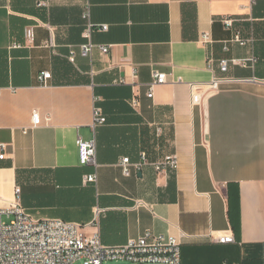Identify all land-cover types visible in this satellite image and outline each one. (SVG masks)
I'll return each instance as SVG.
<instances>
[{
    "label": "crops",
    "instance_id": "obj_1",
    "mask_svg": "<svg viewBox=\"0 0 264 264\" xmlns=\"http://www.w3.org/2000/svg\"><path fill=\"white\" fill-rule=\"evenodd\" d=\"M87 4L108 28L85 57ZM234 32L254 42L232 43ZM252 56L254 69H219ZM156 72L172 76L148 98ZM214 77L264 79V0H0V209L18 188L34 218L81 224L106 246L152 232L180 239L181 264H264V86H223L193 104L190 84ZM95 108L106 123L93 129ZM78 138L95 140L97 166H80ZM142 153L150 164L124 176L120 161ZM167 156L178 169L156 172ZM93 173L97 184L84 183ZM225 232L235 244L217 242Z\"/></svg>",
    "mask_w": 264,
    "mask_h": 264
},
{
    "label": "built area",
    "instance_id": "obj_2",
    "mask_svg": "<svg viewBox=\"0 0 264 264\" xmlns=\"http://www.w3.org/2000/svg\"><path fill=\"white\" fill-rule=\"evenodd\" d=\"M79 1V0H76ZM40 6H45L40 4ZM82 20L85 22V29L82 37L85 43L80 46L83 56L91 55L95 46L92 43V34L95 31H106L107 26H95L90 22V10L88 4L83 6ZM222 24L226 30L234 31L236 20L232 17H223ZM26 39L29 44L34 42V30L26 31ZM204 44L211 43V35L205 33L201 37ZM232 43L245 46L253 43V39H243L238 32H234ZM17 47L18 44H14ZM103 54L109 53L108 47H101ZM224 49L227 51L228 47ZM74 62V53L70 56ZM258 60L255 56L246 59H222L219 62V69L226 73L230 65L241 68L254 69ZM209 61V69L212 68ZM172 75L154 73L153 80L149 84L148 98L154 97L156 87L165 85ZM42 84L51 79L50 72H42L39 77ZM235 84H256L264 86V79L248 78L235 79L227 77H214L208 84H190L193 104H199L204 93L219 92L223 86ZM133 107H138L136 99L132 100ZM41 123L37 111L33 113L32 124L38 127ZM106 118L100 108L94 109L92 128L102 126ZM78 161L80 166L96 165V144L95 140H84L78 138ZM147 155L142 153L140 160L132 163L129 158H123L119 167L124 176L129 177L142 171L149 165ZM154 170L162 173L170 170H177L178 159L175 156H167L162 161L151 164ZM97 174L84 176V183L97 184ZM16 200L5 209H0V264H107L120 261L128 264H181V241L177 237L164 236L146 232L136 240H130L121 246H106L100 239L99 232L92 235L85 232L84 226L77 223L65 222L58 219H36L29 214L20 203V190L15 191ZM220 244H235L236 240L232 233L225 232L216 238Z\"/></svg>",
    "mask_w": 264,
    "mask_h": 264
},
{
    "label": "rangeland",
    "instance_id": "obj_3",
    "mask_svg": "<svg viewBox=\"0 0 264 264\" xmlns=\"http://www.w3.org/2000/svg\"><path fill=\"white\" fill-rule=\"evenodd\" d=\"M76 264H81V262H78ZM107 264H128V263L120 261V262H117V263H107Z\"/></svg>",
    "mask_w": 264,
    "mask_h": 264
},
{
    "label": "trees",
    "instance_id": "obj_4",
    "mask_svg": "<svg viewBox=\"0 0 264 264\" xmlns=\"http://www.w3.org/2000/svg\"><path fill=\"white\" fill-rule=\"evenodd\" d=\"M246 263V262H245Z\"/></svg>",
    "mask_w": 264,
    "mask_h": 264
}]
</instances>
